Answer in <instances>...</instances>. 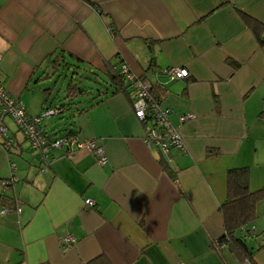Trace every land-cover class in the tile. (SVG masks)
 <instances>
[{
	"label": "crops",
	"instance_id": "crops-1",
	"mask_svg": "<svg viewBox=\"0 0 264 264\" xmlns=\"http://www.w3.org/2000/svg\"><path fill=\"white\" fill-rule=\"evenodd\" d=\"M240 11L264 24V0H0V82L30 114L32 80L70 66L105 73L118 58L157 87L189 149L170 160L149 147L131 87L74 107L62 130L44 124L100 139L105 165L88 150L55 149L42 171L11 128V151L0 144V264H252L214 245L225 231L228 170L248 166L251 187L264 185V43ZM169 67L190 75L169 81L158 74ZM13 175L19 181L5 189ZM257 212L248 244L264 264V199Z\"/></svg>",
	"mask_w": 264,
	"mask_h": 264
},
{
	"label": "built area",
	"instance_id": "built-area-1",
	"mask_svg": "<svg viewBox=\"0 0 264 264\" xmlns=\"http://www.w3.org/2000/svg\"><path fill=\"white\" fill-rule=\"evenodd\" d=\"M0 55V61H1ZM129 87L134 90L133 108L139 119L149 124L147 133V143L149 147H156L161 153L172 160V150L176 149L180 153H188V145L179 128L175 126L170 119V111L164 108L161 100L153 93L154 85L147 76L132 73L127 64L123 66ZM169 79L176 81L178 79L187 78L190 73L188 69L183 67H169L158 73ZM63 108L47 109L43 114H30L22 100L11 94L4 84L0 82V144L10 152L15 144V138L7 119H11L16 125L17 131L21 133L30 148L35 153L36 158L40 162L42 171L48 169L55 156V149L64 150L65 154L75 150H88L94 153L97 162L100 165L107 164L109 160L108 153L103 142L98 138H84L77 132L53 134L48 132L43 122L50 119L53 115L62 114ZM193 113L184 114L180 117L181 121L194 118ZM12 172L17 170L14 162L11 163ZM19 178L15 175L9 180L2 181L5 189L10 188ZM86 207L95 206L93 198L85 199ZM9 207H3L1 213L6 215L10 212ZM256 231V226H252V232ZM64 246H72L76 242V238L72 234H68L63 239ZM214 245L222 248L226 244L216 240ZM184 264V263H180Z\"/></svg>",
	"mask_w": 264,
	"mask_h": 264
},
{
	"label": "trees",
	"instance_id": "trees-1",
	"mask_svg": "<svg viewBox=\"0 0 264 264\" xmlns=\"http://www.w3.org/2000/svg\"><path fill=\"white\" fill-rule=\"evenodd\" d=\"M242 16L246 21L251 23L254 32L257 35L258 41L264 43V24L254 20L248 14L240 11ZM72 56V55H71ZM61 57L67 60L69 55L61 54ZM59 60L52 61L54 67L55 64H59ZM66 63H71V61H66ZM122 61L118 58L106 61L105 63V84L104 90L102 92H110L111 94H116L118 92H128L129 83L127 81L126 75L124 74ZM86 70L93 72L90 67H86ZM96 71V70H95ZM76 72V71H75ZM77 73V72H76ZM98 73V71L93 72ZM56 73H50L46 77L47 80L53 78ZM98 75V74H97ZM37 80L36 82H38ZM57 79L55 82H58ZM81 81H74L70 79L65 90H64V99L63 100H72L74 101L78 96L85 95L86 90L81 86ZM52 89L50 87L44 88V92L47 95L46 102L49 99ZM95 96L93 99L95 101L101 96V94ZM153 93L156 97L160 98L159 91L156 86H154ZM93 101L90 103L92 104ZM89 103V104H90ZM58 108H67L66 104L63 103ZM85 107L83 110H86ZM59 115V114H58ZM75 131H70L71 134ZM264 199V185L262 187L253 189L250 185V168L248 166L242 167H232L227 172V197L225 201L220 206V211L222 212L224 219V233L223 236L219 238L221 243L226 244L229 249L236 255L240 262L249 261L252 264L255 262V252L254 247L248 244V240L253 239L257 235V231L252 232V226L254 221L258 217L257 204L258 202ZM95 259L89 264H105V261ZM107 264V263H106Z\"/></svg>",
	"mask_w": 264,
	"mask_h": 264
},
{
	"label": "rangeland",
	"instance_id": "rangeland-1",
	"mask_svg": "<svg viewBox=\"0 0 264 264\" xmlns=\"http://www.w3.org/2000/svg\"><path fill=\"white\" fill-rule=\"evenodd\" d=\"M71 69H66L65 73H56L55 76L50 80H43L41 83L36 84L34 80L30 83V88L27 90L29 94V98L31 99V108L27 106L28 110L34 112V110H38L36 114H43L47 109H53L56 107L61 106L63 103L66 104V110H64V120L63 118L60 119L59 115L55 114L50 119L45 120L43 124L49 123L50 128L60 129L66 127L65 121L72 117L73 108L76 106H84L89 104L90 101L92 102L95 96L99 95L100 90H104L105 78L106 75L104 73H93L96 72L93 69V72L90 70L82 69L81 73H75V68L71 67ZM98 74V75H97ZM59 79L58 82H55ZM70 79L74 81H81V87L85 89L87 92L85 95L78 96L74 101L70 100H63L64 99V90L69 82ZM50 87L52 89L48 103L45 108H42V102L44 101L45 95L39 88ZM22 102L25 101L22 99ZM35 114V115H36ZM7 123L10 125L11 128L17 129L16 125L14 124L11 119H7ZM28 147V144H26ZM29 151V150H28Z\"/></svg>",
	"mask_w": 264,
	"mask_h": 264
},
{
	"label": "water",
	"instance_id": "water-1",
	"mask_svg": "<svg viewBox=\"0 0 264 264\" xmlns=\"http://www.w3.org/2000/svg\"><path fill=\"white\" fill-rule=\"evenodd\" d=\"M159 49V46H156V50H158Z\"/></svg>",
	"mask_w": 264,
	"mask_h": 264
}]
</instances>
